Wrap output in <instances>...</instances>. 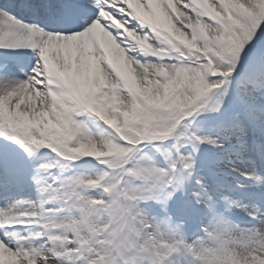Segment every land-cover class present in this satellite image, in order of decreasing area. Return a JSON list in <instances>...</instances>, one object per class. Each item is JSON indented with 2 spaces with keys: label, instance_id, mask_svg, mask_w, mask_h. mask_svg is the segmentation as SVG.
<instances>
[{
  "label": "snow or ice",
  "instance_id": "snow-or-ice-1",
  "mask_svg": "<svg viewBox=\"0 0 264 264\" xmlns=\"http://www.w3.org/2000/svg\"><path fill=\"white\" fill-rule=\"evenodd\" d=\"M0 264H264V0H0Z\"/></svg>",
  "mask_w": 264,
  "mask_h": 264
}]
</instances>
